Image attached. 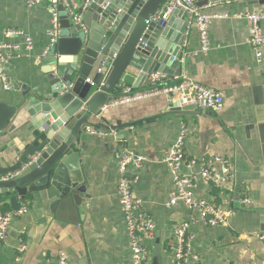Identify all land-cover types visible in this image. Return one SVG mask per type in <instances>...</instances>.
Listing matches in <instances>:
<instances>
[{"label":"crops","instance_id":"crops-1","mask_svg":"<svg viewBox=\"0 0 264 264\" xmlns=\"http://www.w3.org/2000/svg\"><path fill=\"white\" fill-rule=\"evenodd\" d=\"M70 1L78 13L84 0ZM205 3L195 1L205 14L228 17L212 21L208 52L201 50L195 23H188L181 75L167 82L189 79L207 86L222 95L223 107L216 112L188 107L182 113L167 114V100L153 97L104 108L103 118L92 122L115 129L116 137L87 132L78 145L89 198L77 199L75 205L70 202L61 209L59 204L52 211L46 188L29 191L21 200L28 212L12 219L7 241L0 248V264H58L60 251L68 253L71 264H133L117 195L120 173L116 156L123 151L147 159L141 168L129 166L127 171L129 176L138 177L135 195L142 199L156 225L155 240L147 244L152 260L158 238L162 264H174V232L188 224L192 240L187 264H264V242L257 238L264 234V66L247 43V21L235 17L264 12V5L250 6L246 0ZM182 20L176 18L177 27ZM51 28L48 3L30 7L28 0H0V43L23 45L22 39L5 36L7 30L19 29L32 38L35 47L31 52L23 48L12 53L7 71L19 84L8 91L0 87V102L14 104L22 99L24 90H31L32 96H36L38 88L41 94L47 92L46 72L58 55L46 60H39V56L49 44ZM261 28L264 33V21ZM123 82L134 87L135 78L126 76ZM36 121L26 115L19 118L16 126L11 124L0 132L1 167L13 166L18 161L21 148L28 143L23 135L36 134ZM124 124L129 128L117 129ZM182 126L188 128L182 171L196 176L195 199L225 207L231 201L234 212L227 227H209L197 210L188 209L182 202L166 206L175 187L170 167L164 161ZM215 158L227 160L236 174L235 183L225 184L220 190L211 189L199 173L202 163ZM217 167L221 169L220 165ZM231 186L234 192L228 193ZM243 198L251 204H240ZM5 203L11 210L10 200Z\"/></svg>","mask_w":264,"mask_h":264},{"label":"water","instance_id":"water-1","mask_svg":"<svg viewBox=\"0 0 264 264\" xmlns=\"http://www.w3.org/2000/svg\"><path fill=\"white\" fill-rule=\"evenodd\" d=\"M165 1H84L78 11L80 21L74 20L64 7L59 8L61 32L46 58L58 55V59L46 72L47 92L41 94L38 88L36 96H32L31 90H24L22 99L14 104L0 102V132L11 124L16 126L19 118L26 115L37 120L33 122L36 134L26 132L23 135L28 143L21 148L18 161L10 167L0 166L3 175L21 171L14 180L0 183V189L14 192L10 199L12 211L21 209V200L29 191L43 188L48 190L52 211L59 204L61 209L70 202L75 205L77 199L89 198L81 173L78 145L89 129L110 130L92 120L102 119L103 109L110 108L121 96L118 91L122 93L123 78H135L133 88L141 91L151 85L149 76L153 74L165 75L167 79L181 75L189 14L178 10L164 26L147 23ZM204 1L214 4L239 0ZM246 1L250 6L264 5V0ZM181 17L182 25L177 27L176 18ZM109 54H116V59L106 73L97 74L101 59ZM87 79H91V83H87ZM10 81L16 89L18 81L13 78ZM182 112L174 109L167 114ZM129 126L124 124L117 129ZM30 156L37 158L23 170ZM161 251L157 238L152 264L163 263Z\"/></svg>","mask_w":264,"mask_h":264},{"label":"built area","instance_id":"built-area-1","mask_svg":"<svg viewBox=\"0 0 264 264\" xmlns=\"http://www.w3.org/2000/svg\"><path fill=\"white\" fill-rule=\"evenodd\" d=\"M86 3L90 0H84ZM196 0H166L161 10L153 16L147 23H155L164 26L178 10H183L189 14V23H195L201 50L208 52L210 49L209 27L213 20L228 17L227 15H209L205 14L195 4ZM70 0H28L30 7H35L41 3H48V10L52 17V28L49 32V44L40 52L39 60H45L50 51L57 44L61 32L60 7H64L69 11L76 21L81 20V16L71 7ZM235 17L244 18L248 24L247 43L252 49L257 61L264 66V33L261 23L264 21V12H247L245 14L236 15ZM6 38L18 37L23 40V45L13 43H0V87L10 90L12 84L6 66L11 60L13 52H20L23 48L27 52L34 50L32 38L23 30L11 29L7 30ZM116 54H109L103 57L96 70L97 74L106 73L108 67L116 59ZM151 85L147 89L141 91L134 90L133 87L123 85L121 96L112 103V106H120L129 103L143 101L153 97H164L168 102L169 110H184L193 107L204 111L216 112L223 107L222 95L195 81L184 79L177 83L170 84L167 82L165 75L153 74L149 76ZM87 83H91V79H87ZM71 87V86H70ZM69 87V88H70ZM89 134L100 137H116V130H99L89 129ZM188 137V128L182 126L180 134L165 158V163L170 167L174 192L171 194L166 206L172 207L178 202L184 203L188 209L197 210L202 221L209 227H227L229 219L233 215V207L231 201L226 202L225 206H219L214 202L206 200H197L194 196L196 188V176L183 173L182 168L185 164V146ZM37 156H30L23 170L28 168ZM117 166L120 173L117 195L121 210L124 214L127 235L130 242L133 264H152L151 250L148 243L155 240L156 225L151 215L144 209L142 199L137 197L134 192V185L137 182V176H129L128 168L133 166L137 169L146 162V158L132 151H123L116 156ZM220 165L221 169H218ZM191 164L187 167L190 168ZM21 171L0 174V183H7L15 179ZM200 177L211 188L220 190L225 184L232 185L235 183L236 174L232 165L221 158L207 160L201 165ZM4 189H0V195L4 193ZM234 188L231 186L228 193H233ZM240 204L247 206L250 201L243 198ZM28 212V207L23 206L18 211H0V248L5 244L8 238L10 224L13 218L24 216ZM188 224L179 226L175 234L174 244V264H187L191 257V240L192 236L188 232ZM257 238L264 242V234L257 235ZM23 251V248H20ZM58 264H71L69 255L66 251H60L58 255Z\"/></svg>","mask_w":264,"mask_h":264},{"label":"trees","instance_id":"trees-1","mask_svg":"<svg viewBox=\"0 0 264 264\" xmlns=\"http://www.w3.org/2000/svg\"><path fill=\"white\" fill-rule=\"evenodd\" d=\"M118 94H121V91H118ZM7 191L8 192L2 193L0 195V211H2V212L10 211V207L8 204L5 203V201L10 200L14 193L10 192L9 190H7ZM168 246H169V244H168Z\"/></svg>","mask_w":264,"mask_h":264}]
</instances>
